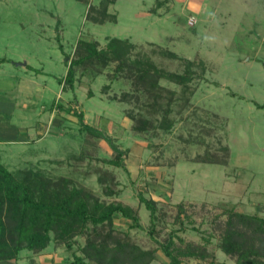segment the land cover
Instances as JSON below:
<instances>
[{
    "label": "rangeland",
    "instance_id": "374dc122",
    "mask_svg": "<svg viewBox=\"0 0 264 264\" xmlns=\"http://www.w3.org/2000/svg\"><path fill=\"white\" fill-rule=\"evenodd\" d=\"M102 1L0 0V159L12 171L71 177L102 200L133 207L143 228L131 230V238L144 249H158L175 233L178 247L196 245L206 256L182 258V264H236L220 248L218 226L227 219L226 209L264 217L262 1L116 0L108 20L97 24L89 19L90 9ZM110 38L131 41L136 45L132 58L147 55L168 72L183 74L184 61L194 62L188 86L161 82L176 93L172 132H134L127 112L135 109L136 100L122 98L135 89L131 81L114 78V63L86 72L78 68L73 87L63 89L78 43L106 47ZM73 111L83 113L84 124L101 135L82 129ZM53 120L63 126L59 135L50 131ZM112 146L128 152L125 168L98 160V154L99 159L114 157ZM83 150L92 158L70 159ZM207 157L221 164L200 162ZM100 175L115 176L119 197L104 194ZM152 192L160 209L156 240L150 212L139 200L141 194L151 198ZM115 222L128 229L119 214ZM78 241L74 249L80 255L85 239ZM157 253L152 264H169L162 251ZM72 260L65 246L52 243L41 253L24 250L17 261L0 264Z\"/></svg>",
    "mask_w": 264,
    "mask_h": 264
},
{
    "label": "trees",
    "instance_id": "16d2710c",
    "mask_svg": "<svg viewBox=\"0 0 264 264\" xmlns=\"http://www.w3.org/2000/svg\"><path fill=\"white\" fill-rule=\"evenodd\" d=\"M115 3L116 0H103L98 6H92L89 19L104 24L108 20L110 5ZM116 21L114 15V23ZM135 48L136 45L131 41L120 38L108 39L106 47H100L98 42L80 41L73 54L75 57L69 62L67 77L61 82L63 89L65 85L73 87L78 68L86 72L90 66L97 69L99 64L109 66L114 63V78L122 77L131 81L135 89V93L122 98L124 102H129V98L136 100L135 109L127 112L133 122L134 132L138 135L152 132L151 136L158 134L157 131L170 133L176 123L172 117L176 93L161 82L166 80L179 86H188L195 75L192 71L194 62L184 61L171 51H163V54L186 63L185 73H172L158 68L147 55L132 58ZM60 109L65 110L62 106ZM74 114L79 118L82 129L94 137L101 135L84 124L83 113ZM53 121L56 126L51 127L50 131L59 135L63 126L60 121ZM112 148L114 157L99 159L98 154V160L125 168V155L128 152L116 146ZM95 149L98 151L97 147ZM85 157L92 158L91 152L83 150L70 155V159H78L79 162ZM201 160L202 163H219L209 157ZM114 177L100 175L98 178L108 197L120 196ZM109 182L114 183L112 187ZM153 194L151 198L143 194L139 197L150 212L152 237L160 210L158 199ZM180 210L185 211L183 205ZM226 212L227 219L218 226L221 227V250L233 258L236 264H264V217L238 211L233 206ZM118 214L127 222V230L117 227L115 221ZM142 228L139 214L129 205L116 200H102L92 190L78 187L71 177L63 175L53 178L34 169L12 171L0 159V261H17L24 250L41 253L52 243L65 246L72 253L73 260L69 264H152L157 259L158 251L165 254L169 264H182V258L186 257H206L202 247L187 245L185 250L178 247L174 240L175 233L164 243L155 241L159 245L158 249H144L132 240L130 234L131 230ZM80 238L85 239V245L78 249L81 252L78 255L74 246L79 244Z\"/></svg>",
    "mask_w": 264,
    "mask_h": 264
},
{
    "label": "crops",
    "instance_id": "0c3cea01",
    "mask_svg": "<svg viewBox=\"0 0 264 264\" xmlns=\"http://www.w3.org/2000/svg\"><path fill=\"white\" fill-rule=\"evenodd\" d=\"M261 1H262V2H261ZM259 2H261V5H262L261 8L263 7L262 12H261L260 14H262V15L264 16V0H259ZM263 19H264V17H263ZM260 35H261V34L258 33V34H257V37L260 38ZM263 37H264V35H263Z\"/></svg>",
    "mask_w": 264,
    "mask_h": 264
},
{
    "label": "built area",
    "instance_id": "2783aa9c",
    "mask_svg": "<svg viewBox=\"0 0 264 264\" xmlns=\"http://www.w3.org/2000/svg\"><path fill=\"white\" fill-rule=\"evenodd\" d=\"M196 20L194 18H191L189 21V24L193 26L195 24Z\"/></svg>",
    "mask_w": 264,
    "mask_h": 264
},
{
    "label": "water",
    "instance_id": "95a60500",
    "mask_svg": "<svg viewBox=\"0 0 264 264\" xmlns=\"http://www.w3.org/2000/svg\"><path fill=\"white\" fill-rule=\"evenodd\" d=\"M23 66H26V63H24Z\"/></svg>",
    "mask_w": 264,
    "mask_h": 264
}]
</instances>
